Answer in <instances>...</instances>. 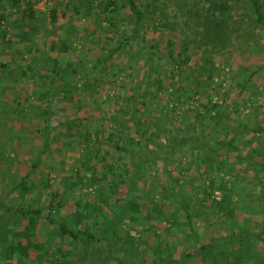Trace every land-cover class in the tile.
Returning a JSON list of instances; mask_svg holds the SVG:
<instances>
[{
    "label": "trees",
    "instance_id": "trees-1",
    "mask_svg": "<svg viewBox=\"0 0 264 264\" xmlns=\"http://www.w3.org/2000/svg\"><path fill=\"white\" fill-rule=\"evenodd\" d=\"M7 1L0 0V45L29 46L23 37L30 35L31 31L26 30H30L33 20H38L34 7L39 0ZM95 1L98 9L94 8L93 0H54L49 7V24L62 34H54L46 26L43 35L54 38L57 53L63 45L71 47L76 40V28L69 18L66 22L64 19L70 16L69 11L71 15L73 10L77 12L81 4L82 14L91 15L93 11L98 20L109 21L107 28L98 24V28L93 27V31L85 35V42L97 45L102 39H92L91 34L94 35L95 30L106 32L103 34L107 44L112 42L106 54L95 57L89 65L86 63L90 60L88 52L77 54L73 46V63L67 56V63L62 65L58 55H49L45 61L50 60L52 64L43 67L45 75L37 76L32 73L36 64L28 63L16 48L13 60H0V71L5 70V89H13L6 99L15 107L24 111L30 98L38 101L43 109V130H39L44 131L46 140H51L52 132L64 125V133L72 135L73 140L82 144L91 142V154L86 157L83 151L80 153L75 174L79 179H89L90 176L83 177L79 172H92L90 179L96 183L97 205L82 204L77 199L73 213L54 219L53 213L64 211V200L59 193L51 192L52 199L46 206L37 201L32 204L27 194L36 187L31 185L30 189L26 182L29 174L23 176L9 191L10 196L18 194L21 205L6 201L0 194V264H26L27 261L31 264H88L91 256L107 264H146L151 249L150 264L176 263L171 246L164 238L181 225L176 222L179 211L186 213V222L182 224L193 226L190 193L212 197L216 189L220 190L221 199L211 198V203L229 218L236 209L229 195L237 185L235 179L242 180L246 169L253 172L264 191V123L257 119L250 121L251 113H242L240 108H223L215 100L213 86L217 75L215 55L223 52L233 37L252 33V45L246 44L242 51L264 52V42L260 44V39L264 40V0H242L241 3L239 0H204L202 3L193 0L192 8H186V0H178L176 5L180 6L181 15L194 17L197 28L192 33L185 30L190 17H183L186 20L182 24L175 16L169 20L165 0ZM8 9H14L10 15L14 12L17 15L3 28L1 21L9 15L5 12ZM183 9L187 10L183 12ZM124 22L125 27L119 33L118 27ZM178 25L184 27L178 28ZM148 30L161 32L166 40L163 44L148 42ZM136 44L140 46L138 52L133 50ZM38 50L35 48L34 53ZM124 54L128 58L125 69L132 72L134 66L137 68L132 73H124L121 86L130 73L138 77L130 80L129 90L115 91L112 103L118 108L106 115L100 110L96 90L105 79L109 85L116 81L111 59ZM263 68L264 59L253 68L242 69L243 79H236L235 83L244 94L239 103L247 102L246 98L251 95L246 92L250 88L248 84ZM30 73L32 78L28 76ZM107 96L110 99L109 94ZM60 99L76 104L83 115L58 118L52 123L53 107ZM178 110L179 120L175 121ZM149 112H158L157 117L144 123ZM167 116H170L169 122ZM155 137L161 145L156 150L149 145V141L156 142ZM254 140L257 147H250ZM103 150L104 154L99 155ZM153 163L163 168L162 177L157 168L154 172H144ZM222 170L232 176L231 180L220 174ZM231 172H236L235 178ZM171 203L175 204L173 210L167 209L169 204L172 207ZM248 235L229 232L222 236L225 248L234 250L232 245L236 242L242 247L252 246ZM214 243L201 244L195 252L186 253V258L201 254L202 263L206 258L215 264L221 257L230 261V250L212 253ZM239 259L240 255L234 250L232 260L238 262ZM250 259L248 256L245 260Z\"/></svg>",
    "mask_w": 264,
    "mask_h": 264
},
{
    "label": "rangeland",
    "instance_id": "rangeland-1",
    "mask_svg": "<svg viewBox=\"0 0 264 264\" xmlns=\"http://www.w3.org/2000/svg\"><path fill=\"white\" fill-rule=\"evenodd\" d=\"M5 1L8 2L7 0ZM165 1L167 3L165 13L169 20L172 19V16H175L179 24H182L186 20L183 17L191 18L188 14L181 15V11L178 10L180 6L176 5L178 0ZM186 1V8H192L193 0ZM241 1L242 0H239L240 3ZM53 2L54 0H39L38 3H36L34 9L36 10V17L38 20H33V22H31L33 25H30V30H26V32L29 33L31 31L30 35L27 33L26 36L23 37V39H25L24 41L28 42L27 45L29 46H21L19 48L15 45H9L6 43L1 44L0 60L8 62L9 60H13V56L15 55L14 49L18 48L19 52H22L23 58L27 60L28 63L36 64V70L33 69L32 71V68H30L29 72L32 71V73H35L38 76L39 73L40 75H45L46 71L43 70V67H49V64H52L50 60L45 61L49 55H58V59L62 65L67 63L65 60L67 56L72 58L70 61L73 63V46L76 47L77 54L88 52L87 56L90 60H85L89 65L95 57L107 53V50L112 45V42L107 44V37L104 35L106 32H102L103 30H95L97 32L94 31V35L91 34L92 39H102L97 45H91V43L85 42V35L86 33L90 34L91 31H93V27L98 28V24L103 28H107L109 26V21H107V19H103L104 21L98 20L97 13L93 11H91V15L82 14L81 11H83V9L81 4H78L79 6L77 7V12L73 10V15H71L72 12L69 11L70 16L64 19V22H66L69 18L75 26V32L77 33L75 37L76 40L73 41V38H70V40L73 41L71 47L67 48L63 45L61 52L57 53L58 45H53V43H55V41H53L54 38L52 36L44 37L43 35L45 30L44 28H46V26L52 30L54 34L55 32L57 35L62 34L61 30L52 29V24H49V7L52 6ZM202 2H204V0H201V3ZM93 4L94 8L98 9L97 2L95 0H93ZM70 10L72 11V9ZM186 10L187 9H183V12ZM11 11H14V9H8L5 11L9 15L4 16V20L1 21L3 28L4 26H7L10 21H13L17 15L15 12L10 15ZM116 17L121 18V15H116ZM193 18L194 17L187 22L188 27H185V30L189 33L194 32L195 28H197ZM122 27H125V22L121 24V28L118 27L119 33L121 32ZM181 27L184 26L178 25V28ZM178 28L175 31L178 32ZM150 30L152 29L150 28ZM150 30H148L147 33L148 42L163 44L166 40V36L164 37L159 31L152 32ZM167 33L169 34V31H167ZM252 35V33L243 36L239 34L237 38L233 37L228 46H226L225 50L215 55L214 62L215 67H217V75L215 76L213 83L216 90L214 95L215 100H217L219 104H222L223 108L231 109L232 106L240 108L239 111H242V113H251V115L249 113L250 121L251 119H257L262 120L260 122L264 123V68L260 70L258 75L252 76V81L248 84L250 88H247L246 90L247 93L251 92V95L246 98V103H239L244 94L240 93L239 89L235 86V83L237 82L236 79L242 78L240 73L243 68H253L254 66L261 64L264 59V52H259L258 49H255L257 51L256 53L242 51V48L245 47L246 44L252 45ZM116 37V39L114 38L115 41L119 39L118 36ZM104 42H106V44ZM262 42H264V40L260 39V44ZM37 47L39 50L34 53L35 48ZM89 47L92 48L89 49ZM133 50L138 52L140 50V46L136 44V46L133 47ZM196 58L197 56L192 58V61H195ZM126 59L128 58L125 57V54L113 57L111 62L113 70L115 71L114 76H117L116 81H114L112 85H109L105 79V81H101L103 84L98 85L97 87L95 96L98 97L100 110H102L106 115L114 113L118 108V106H114L112 103L113 101L111 96L115 93V91L125 92L129 90L130 80L138 77L133 75L131 76V73L136 71L137 67L134 66L132 72L131 70L125 69V66L127 65ZM42 61H45L44 64H41L43 63ZM14 66L15 65L13 64V67ZM129 72H131L130 77L123 79L125 80V83L124 86H121L122 77L125 76L124 73L127 74ZM32 73L28 75L29 78H32L30 77ZM139 73H141L140 70ZM230 77H233L235 80L231 81ZM5 78V70L2 73L0 71V194L4 196L6 201L21 205L20 203H22V201L17 199L18 194L15 195V193H13L10 196L9 191L18 180H21L23 176L29 174L28 179H26L28 187L30 186V189L33 188L31 185H35L36 187L34 188V192L28 190L29 192L27 197L30 199V203L33 204L37 201L39 205L43 204L46 206L52 199L51 192L54 191L59 193L60 198L64 200V207L61 206L64 211H61L58 214L53 213L52 218L54 219L59 217L62 218L65 214L73 213V203L77 199H80L82 204L87 203L89 205H97L98 201L95 197L97 194V190L95 189L96 183L90 179L93 177L92 172L82 173V170L79 172V175H84L83 177L90 176V180L87 178L79 179L78 175L75 174V169L79 167L77 158L82 151L83 155L86 157L91 154V142L82 144L79 140H73L72 135L64 133V125L52 132L54 135L51 140H46L44 131L39 130H43V121L41 120L43 118L41 115L43 109L39 106L38 101H36L35 98H30V100H28L25 104L24 111L21 107H15V105L6 99L13 89H5V84L7 83L4 81ZM20 79H22V77ZM30 80L31 82H34L32 79ZM30 80L28 81L29 83H31ZM36 90L38 91L39 88H36ZM128 93L129 92H127V94ZM108 94L110 99L107 96ZM246 95L247 94H245V96ZM88 97L89 95H87V98ZM234 100H237L239 105H235L237 102L234 103ZM251 100H255V102H252ZM55 102L57 103L53 107L54 112L52 114H54V116L52 117V123L56 122L58 118L63 120L71 119L79 114L83 115V111L78 109L76 104L73 105V102H68L63 99ZM186 105H188V103H186ZM83 109L85 110V108ZM158 112H149L148 119H146L144 123H147L157 117ZM179 113L180 110L177 111V114L173 118L175 121L179 120L177 117ZM168 118H170V116H167V121L169 120ZM154 140H156V137ZM256 142L257 140H254L250 147H257ZM149 145L154 150L161 146L157 140L156 142L149 141ZM86 146L87 148H85ZM104 150L101 151L99 155L104 154ZM184 161H187V158H184ZM160 166L161 165H159V163H153L149 168H145L144 172H146V170H153L152 172H154L157 168L161 172L162 177L163 168H160ZM241 167L244 168V165ZM248 169H246L244 174L245 177H243L242 180L235 179V184L237 182V185L234 188V191L229 195L232 199V203L236 206V209L231 212L233 217L227 218L222 215L221 212L218 211V208L211 203V198H214L215 200L221 199L222 195L220 190L216 189L212 193V197L201 193H190V199H192L190 201V212L194 213L192 215L193 226L182 224L183 222H186V213L179 211L176 215V222L181 223V225H177L174 231L164 238L166 243L171 246L170 249L172 251V257L177 261L176 263L171 264L202 263L200 261L202 257L201 254H196L195 257L190 259L186 258V253L195 252L194 249L199 247L201 244L214 242L216 243H214L211 247L213 254L224 250L231 251V255L228 257L230 261L221 257V259H217L216 264H264V211H261V209L264 208V191H262V188L254 178L253 172ZM225 173L226 172L223 170L220 171V174H223L226 178L231 180L232 176ZM235 173L231 172L233 178H235ZM158 174L160 176V173ZM73 182L77 185H74ZM46 184L47 188L44 189ZM171 205L172 207H170V204L167 205V209L173 210L172 208L175 204L171 203ZM229 232H234V235H238L239 233L242 235L249 234V241L252 243V246L248 244L243 247L237 242L235 245H232L236 254L240 255L238 262L232 260L234 250L225 248L226 244L222 239V236L229 234ZM149 254L150 255L147 260L148 262L146 264H150L152 249ZM248 256H250L251 259L246 261L245 259ZM89 259L90 261L88 264H107L105 260H101L97 256H91ZM210 260L211 259L206 258V262L202 264H215ZM233 261L235 263H233ZM26 264H31V262L27 261Z\"/></svg>",
    "mask_w": 264,
    "mask_h": 264
}]
</instances>
